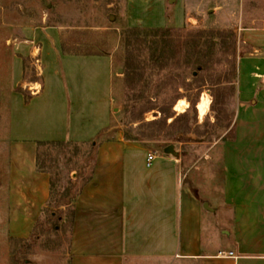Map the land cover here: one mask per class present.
<instances>
[{
    "label": "crops",
    "instance_id": "obj_1",
    "mask_svg": "<svg viewBox=\"0 0 264 264\" xmlns=\"http://www.w3.org/2000/svg\"><path fill=\"white\" fill-rule=\"evenodd\" d=\"M152 1L129 0V9H150ZM215 1L182 0L180 24L171 25L197 28ZM33 38L44 43L34 39L23 50L40 61L44 54L53 70H41L30 101L20 91L11 101L6 219L12 237L32 234L51 196V173L37 167L39 142H97L92 177L76 201L72 264H264V27L245 37L253 57L239 56L235 138L223 146L217 207L185 176L178 154L150 150L115 123V94H122L115 81L123 68L113 54L65 53L51 26L36 28ZM150 152L156 156L148 165ZM227 210L232 219L219 234Z\"/></svg>",
    "mask_w": 264,
    "mask_h": 264
},
{
    "label": "rangeland",
    "instance_id": "obj_2",
    "mask_svg": "<svg viewBox=\"0 0 264 264\" xmlns=\"http://www.w3.org/2000/svg\"><path fill=\"white\" fill-rule=\"evenodd\" d=\"M226 1L217 0L210 3L208 6H214L215 9L210 13L206 11L205 21L197 28L190 29H232L236 31L237 37L240 36L241 59L253 57V45L245 40V37L247 34L252 36L253 28L264 27V0H229L228 5L225 4ZM110 2L111 0H0V264H13L11 247L6 236L7 205L5 202L11 101L15 91L23 94V91L28 92L29 96L34 93L33 82L42 79L41 70L44 66L46 72L53 70L52 62L47 61L44 54L43 56L40 54L42 61L39 68L40 64H36L35 58L32 55L28 56L23 50V46L29 42L32 43L34 39L35 42L44 43L43 39L46 36H43V39L33 38L36 28L51 26L55 29L65 53L114 55L115 66L123 68V71H119L117 75L119 80L115 81L116 88L122 87V94H115L114 121L122 126L126 136L135 137L138 135L135 131L139 125L162 117V113L157 110L147 112L142 120L135 119L126 112L125 45L122 25L126 23L130 26L140 24L141 27L177 28L171 24H180L176 14L182 6V0H178L176 4L170 3V0H165L164 3L153 0L150 9H147L149 5L146 7L139 5L137 12L130 11L129 0ZM220 5L222 7L218 8ZM239 26H241V32L237 28ZM222 64L224 63L214 60L213 70L202 74L199 72L196 80L191 73L187 75L189 81H197L193 85V90L187 93L188 95L195 97L198 93L195 86L201 87L197 110L191 111L194 118L191 130L179 132L177 140L173 141H145L150 150H159L160 154H166L165 147L175 144L185 169V176L200 190V194L205 201L213 205L212 207L221 206L223 146L225 142L235 138L238 101L237 82L236 86H227L225 91L213 87L211 74L221 70ZM203 96L210 99V108L204 116L199 109ZM30 99L29 97L28 100ZM182 99L187 102V105L182 110L178 107L179 100L174 107L177 115L184 114L191 107L186 97ZM172 121L173 119H169V123ZM88 148L85 145L71 147L67 159L53 163L52 170L56 178L59 179L61 170L63 176H72L73 173L83 171L84 175L76 178L79 183L84 177H89L92 172L93 158L86 167L81 163ZM217 218L218 220L214 222L220 225L221 218L219 216ZM225 218L224 221L227 224L222 221L217 231L219 234L224 228L228 230L230 225L232 216L228 210ZM61 233L59 235L62 238L57 237L60 241L51 237L39 242V245H34L28 253V261L23 260L20 264H69L66 231L62 229ZM138 262L135 264H156L151 260Z\"/></svg>",
    "mask_w": 264,
    "mask_h": 264
},
{
    "label": "trees",
    "instance_id": "obj_3",
    "mask_svg": "<svg viewBox=\"0 0 264 264\" xmlns=\"http://www.w3.org/2000/svg\"><path fill=\"white\" fill-rule=\"evenodd\" d=\"M115 2L111 0L110 3ZM50 25V24H48ZM123 42L125 45V107L128 115L142 120L152 110L162 113V117L143 123L137 127L135 137L128 139L145 141L177 140L179 132H189L193 116L191 111L197 110L200 86H195L198 93L195 97L188 95L194 83L188 80L191 73L195 80L198 73L213 70L214 60L222 64L221 70L212 73L213 87L225 91L227 86H236L238 75V56L240 36L232 29L215 28H173L141 27L123 24ZM26 100L28 92L23 91ZM186 97L191 107L184 114L174 111L179 100ZM169 119H173L169 123ZM88 146L81 163L88 166L93 158L92 171L96 163L97 142L73 141H40L37 167L41 171L51 173V196L42 209L32 234L27 238H15L9 234L7 223V239L11 247V261L20 264L28 261V253L34 245H39L47 238H57L66 231L69 264H72L70 253L72 232L76 217V201L84 185L91 179L84 177L81 183L73 176L56 178L52 166L59 160L68 158L71 147ZM7 204V194L5 195ZM61 233V235H59ZM62 238V236H61ZM57 241H60L57 238Z\"/></svg>",
    "mask_w": 264,
    "mask_h": 264
},
{
    "label": "bare ground",
    "instance_id": "obj_4",
    "mask_svg": "<svg viewBox=\"0 0 264 264\" xmlns=\"http://www.w3.org/2000/svg\"><path fill=\"white\" fill-rule=\"evenodd\" d=\"M38 56V53H35V57ZM36 63L38 64L39 61H36ZM187 105V102L184 99H181L179 101L178 107H180L182 110L185 108V106ZM210 108V99L206 96H203L200 104H199V109L201 112V115H205L208 110Z\"/></svg>",
    "mask_w": 264,
    "mask_h": 264
},
{
    "label": "water",
    "instance_id": "obj_5",
    "mask_svg": "<svg viewBox=\"0 0 264 264\" xmlns=\"http://www.w3.org/2000/svg\"><path fill=\"white\" fill-rule=\"evenodd\" d=\"M171 1H173V0H171ZM112 19H114V17H112ZM123 71V69H121V72ZM165 152L167 153V154H172V155H177L178 154V151L176 150V146H175V144H170V145H168L167 147H165ZM84 175V173H83V171H81V172H76V173H73L72 174V176L74 177V178H77V177H81V176H83ZM206 207L207 208H211L210 206H209V204H206Z\"/></svg>",
    "mask_w": 264,
    "mask_h": 264
},
{
    "label": "built area",
    "instance_id": "obj_6",
    "mask_svg": "<svg viewBox=\"0 0 264 264\" xmlns=\"http://www.w3.org/2000/svg\"><path fill=\"white\" fill-rule=\"evenodd\" d=\"M39 60H40V58L35 57V61H39ZM36 64H37V63H36ZM38 64H41V61H39ZM38 67H39V66H38ZM35 91H38V90L34 89V92H35ZM155 156H156V154H155L154 152H150V153H149V155H148V165H150L151 161L155 158ZM229 254H230V255H234L233 252H230Z\"/></svg>",
    "mask_w": 264,
    "mask_h": 264
}]
</instances>
